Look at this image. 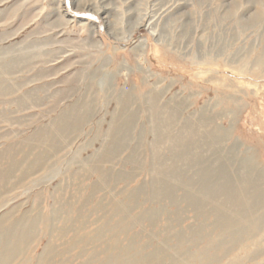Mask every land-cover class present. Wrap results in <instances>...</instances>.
Segmentation results:
<instances>
[{
    "label": "rangeland",
    "instance_id": "obj_1",
    "mask_svg": "<svg viewBox=\"0 0 264 264\" xmlns=\"http://www.w3.org/2000/svg\"><path fill=\"white\" fill-rule=\"evenodd\" d=\"M0 264H264V0H0Z\"/></svg>",
    "mask_w": 264,
    "mask_h": 264
}]
</instances>
